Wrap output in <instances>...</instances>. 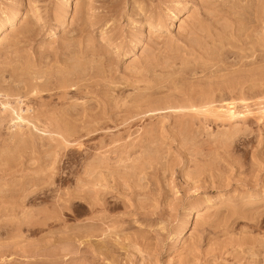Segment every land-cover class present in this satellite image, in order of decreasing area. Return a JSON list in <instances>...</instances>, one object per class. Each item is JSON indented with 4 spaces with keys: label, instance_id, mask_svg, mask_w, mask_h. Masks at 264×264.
<instances>
[{
    "label": "rangeland",
    "instance_id": "374dc122",
    "mask_svg": "<svg viewBox=\"0 0 264 264\" xmlns=\"http://www.w3.org/2000/svg\"><path fill=\"white\" fill-rule=\"evenodd\" d=\"M0 25V264H264V0H0ZM48 78L67 95L25 104ZM27 105L102 129L46 138Z\"/></svg>",
    "mask_w": 264,
    "mask_h": 264
},
{
    "label": "bare ground",
    "instance_id": "6f19581e",
    "mask_svg": "<svg viewBox=\"0 0 264 264\" xmlns=\"http://www.w3.org/2000/svg\"><path fill=\"white\" fill-rule=\"evenodd\" d=\"M35 9V8H34ZM38 10V9H37ZM36 12V11H35ZM33 15V14H32ZM36 19L38 20L37 21V23H40L41 22V20H40V16H37L36 17ZM43 20V19H42ZM6 21V20H5ZM42 23V22H41ZM2 29V25H0V30ZM24 31V30H23ZM191 33V32H190ZM29 34V33H28ZM193 34V33H192ZM24 35V34H23ZM96 55V54H95ZM44 58H42V60H43ZM42 60H40V62L42 61ZM101 60V59H100ZM73 61H76V60H73ZM70 62H71V60H70ZM131 62V61H130ZM76 63H78V65L80 64L79 62H75V64ZM26 64V63H25ZM63 64V63H62ZM69 64V63H68ZM74 64V63H73ZM75 64H74V66H75ZM96 64H98V63H96ZM36 65V64H35ZM77 65V64H76ZM77 65V66H78ZM84 65V64H83ZM83 65H81L80 67H83ZM34 66V65H33ZM65 66V65H64ZM73 66V65H72ZM86 66V65H85ZM87 66H88V64H87ZM26 67V66H25ZM35 67V66H34ZM58 67V66H57ZM71 67V66H70ZM75 68H77L78 69V67H75ZM74 68V69H75ZM87 68V67H86ZM76 70V69H75ZM41 71V70H40ZM81 71V70H80ZM54 72V71H53ZM56 72V74H57V71H55ZM69 72V74H70V71H68ZM72 72V71H71ZM38 73V72H37ZM59 73V72H58ZM64 73H67V72H64ZM77 73V72H76ZM83 73V72H82ZM95 73V72H94ZM28 74V73H27ZM30 74V73H29ZM55 74V73H54ZM60 74H62V73H59V75ZM68 74V73H67ZM41 75V74H40ZM51 75H52V73H51ZM50 75V76H51ZM77 75H78V73H77ZM83 75V74H82ZM95 75V74H94ZM36 76V75H35ZM97 76V75H96ZM40 78H41V76H39ZM43 77V76H42ZM64 77V76H63ZM76 77H78V76H76ZM94 77V76H93ZM28 78H32V75H31V77H28ZM55 78H56V76H55ZM58 78V77H57ZM56 78V79H57ZM67 78V77H66ZM60 78H58L57 80H59ZM79 79V78H78ZM77 79V80H78ZM12 80V79H11ZM19 80V79H18ZM49 81V82H46V81ZM45 79V80H43V82H42V84H38V83H35V84H31V85H29V86H25L26 87V93H25V95H23L22 97L24 98V99H26L25 101H27V102H25V104L26 103H28V102H31V100L33 99V97L34 98H38V95L40 94V93H43V92H48V91H53L52 92V94H50V99H51V97H54V98H62V97H64L65 95H67V91H66V85H64V81L63 82H61V83H59V82H54L53 81V83L49 80V78L48 79ZM61 80V79H60ZM64 80V79H63ZM67 80V79H66ZM14 81V80H13ZM12 81V82H13ZM87 81H88V79H87ZM11 82V81H10ZM11 82V83H12ZM16 82V81H15ZM70 82H72V81H70ZM74 82V81H73ZM78 82V81H77ZM49 83V84H48ZM66 83V82H65ZM67 83H68V81H67ZM79 83V82H78ZM85 83V82H84ZM15 85H18L17 83L15 84ZM14 85V86H15ZM69 85V84H68ZM77 85H81V83H79V84H77ZM12 88H13V86L12 85H10ZM69 86H71V85H69ZM10 87V88H11ZM16 87V86H15ZM14 87V88H15ZM75 87V86H74ZM17 88V87H16ZM86 88V87H85ZM82 89V88H81ZM2 90V89H1ZM12 90V89H11ZM13 91V90H12ZM78 93V92H77ZM153 94H154V92H153ZM3 95V94H2ZM21 95V94H20ZM80 95V94H79ZM0 97H2L1 95H0ZM5 97H7L8 98V95H5ZM3 98V97H2ZM15 98V97H14ZM20 98V97H19ZM21 99V98H20ZM20 99H18V100H20ZM40 99V98H39ZM204 99V98H203ZM4 100V99H3ZM6 100V99H5ZM9 102H10V100H9ZM66 102V101H65ZM192 102V101H191ZM1 103V102H0ZM22 102H19V104H21ZM7 104H9V103H2V105H3V108L4 109H7L6 107H8V105ZM37 104V103H36ZM48 104H50V103H48ZM39 105H41V106H46V107H48L49 105H45V104H39ZM51 105V104H50ZM212 105V101H207V103H206V106L207 107H209L210 106V108H213V109H209V113H210V115L211 116H213V117H215L216 119H223V120H233V119H235V118H237V117H240V116H242V113H240V112H238V111H235V104L234 103H223L222 105H220V106H218V107H214V106H211ZM17 106V105H16ZM64 106H66V105H64ZM71 106V105H70ZM69 106V107H70ZM73 106V105H72ZM71 106V107H72ZM81 107H82V105H80ZM132 106H134V105H132ZM190 107L191 108H193V106L192 105H190ZM205 107V106H204ZM63 108V107H62ZM66 108V107H65ZM9 109V108H8ZM64 109V108H63ZM10 110V109H9ZM70 110V109H69ZM181 110V109H180ZM10 111H12L13 113H14V115H15V119H16V121H18L20 124L22 123L23 125H25L26 127H27V129H29V130H31L32 129V131L34 130L35 132H36V130L38 131V127L39 126H37L36 124H35V122H37V121H41L40 119V117H43V115H44V113L45 112H43L42 110L41 111H38L37 113H34L33 114V112L31 111V109L30 108H28V105H27V108H26V110H25V114L26 115H24V116H22L21 115V113H22V109H18L17 111L15 110V109H12V110H10ZM6 112V111H5ZM8 112V111H7ZM57 112H58V110H57ZM9 113V112H8ZM59 113V112H58ZM57 113V114H58ZM65 113V112H64ZM160 114V113H159ZM97 115V114H96ZM209 115V114H208ZM9 116V115H8ZM207 116V115H206ZM94 117V116H93ZM44 118V117H43ZM42 118V119H43ZM125 119V118H124ZM123 119V120H124ZM133 119V118H132ZM46 120L47 121H49V127H45V130H43L45 133H41V134H45V135H41V136H44V137H53V136H55V138H81V137H89V135H91V134H93V133H96L97 131H99L100 129H102V127H101V125L99 124V123H96L95 122V124H89V125H87V126H85V128H82V130L83 131H80V130H72L65 122L64 123H59V122H55V120H53V119H49V118H46V119H44L43 121H41L42 123H44L45 124V122H46ZM128 121V120H127ZM126 121V122H127ZM134 121V120H133ZM5 122V121H4ZM14 122V121H13ZM125 122V123H126ZM130 122V121H129ZM93 123V122H92ZM103 123V122H102ZM70 124H71V122H70ZM105 124V123H104ZM127 124V123H126ZM74 125V124H73ZM73 125H71L72 127H73ZM128 125V124H127ZM15 126V125H14ZM19 127V126H18ZM21 128V127H20ZM76 128V127H75ZM32 131H31V133H32ZM18 132V131H17ZM101 132V131H100ZM19 134H21L20 132H19ZM39 134V133H38ZM30 135V134H29ZM19 137H21V135H18ZM31 136V135H30ZM35 136V135H34ZM37 137V136H36ZM10 138H12L11 136H10ZM31 138H32V136H31ZM40 138V137H39ZM38 138V139H39ZM148 138H149V136H148ZM152 138H153V136H152ZM21 139H23V137H21ZM20 139V140H21ZM34 139V138H33ZM32 139V140H33ZM17 140V139H16ZM27 140V139H26ZM25 140V138H24V141H26ZM44 140V139H43ZM22 141V140H21ZM28 142V141H27ZM33 142V141H32ZM143 142H144V140H143ZM35 143V142H34ZM26 144V143H25ZM17 145V144H16ZM20 145H22V143L20 144ZM19 145V146H20ZM145 145V144H144ZM28 146V145H27ZM129 146V145H128ZM16 147V146H15ZM24 147V146H23ZM134 148V147H133ZM94 159V158H93ZM98 161L99 159L97 158V159H94V160H91V161ZM89 163V162H88ZM91 163H94V162H91ZM102 163V161L100 162L99 161V163H97V165L99 164H101ZM102 166H101V168H103V165H104V163H102L101 164ZM91 167V166H90ZM93 167V166H92ZM100 167V166H99ZM104 167H105V165H104ZM140 167V166H139ZM142 167V166H141ZM100 168V169H101ZM144 168V167H143ZM138 169V168H137ZM142 169V168H141ZM95 173V172H94ZM89 203V202H88ZM94 204V203H93ZM199 217V214L198 215H196V218H198Z\"/></svg>",
    "mask_w": 264,
    "mask_h": 264
}]
</instances>
